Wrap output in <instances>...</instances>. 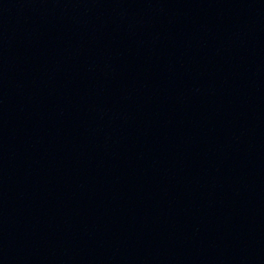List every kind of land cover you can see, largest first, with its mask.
I'll return each instance as SVG.
<instances>
[{
  "label": "water",
  "instance_id": "water-1",
  "mask_svg": "<svg viewBox=\"0 0 264 264\" xmlns=\"http://www.w3.org/2000/svg\"><path fill=\"white\" fill-rule=\"evenodd\" d=\"M0 264H264V0L2 7Z\"/></svg>",
  "mask_w": 264,
  "mask_h": 264
}]
</instances>
